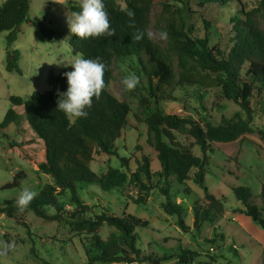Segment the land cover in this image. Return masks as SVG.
Returning <instances> with one entry per match:
<instances>
[{
    "label": "trees",
    "instance_id": "16d2710c",
    "mask_svg": "<svg viewBox=\"0 0 264 264\" xmlns=\"http://www.w3.org/2000/svg\"><path fill=\"white\" fill-rule=\"evenodd\" d=\"M30 3L31 0H4L0 5V33L8 32L7 39L13 41L21 24L29 22L44 39L53 40L57 34L49 22L29 18ZM104 4L110 26L115 29L114 36L81 39L72 34L68 39L73 53L88 59L99 58L106 65L105 88L100 98H93L91 107L86 109V118L72 122L56 110L59 94L67 89L63 73L71 70L70 65L58 74L48 72V89L32 92L29 100L10 96L14 106L23 107L27 122L42 140L43 159L36 166L51 177V182L39 189L26 209L44 222L57 223L78 235L85 256L82 264H161L166 258L136 246L135 228L146 226L145 221L132 214L116 216L105 207L96 212L99 205L84 201L79 186L95 183L102 190L119 188L135 204H146L156 190L165 199L163 210L176 215V223L184 232L190 227L182 218V205L173 202L172 196L190 193L187 180L191 179L204 192L202 200L192 206L195 228L204 221L213 223L224 212L222 200L208 191L204 177L215 142H230L253 132L254 106H259L264 115V0L252 8L241 0H127L124 7L117 0H104ZM192 5L202 11L195 15ZM232 5L236 11L223 20L217 41L210 45L208 28ZM125 7L134 11L132 18L121 11ZM207 10L214 14L211 22L204 16ZM198 20L203 24L202 36L196 35ZM150 27L161 36L167 33L164 46L152 35L134 39L137 31L147 34ZM127 57L135 60L137 72L146 85L144 93L136 92L140 114L135 113L133 118L145 124L147 143L159 163L156 171L151 170V159L138 145L132 153H139L132 158L134 170L129 167L130 158L119 154L118 141L134 123L128 103L116 97L108 85L114 77V64ZM16 61V52L9 53V71L19 72ZM190 85L218 88L240 111L220 124L165 112L162 103L171 97L176 86ZM18 119L19 115L8 109L2 125H18ZM259 133L264 139V132ZM194 148H198L199 155ZM96 154L118 157L120 167L110 166L105 174L95 173L90 162ZM18 179L20 174L14 175L3 188L18 186ZM232 191L242 204L240 211L264 229V184L259 194L260 206L251 203L249 187L239 185ZM15 200L0 203V213L12 217L19 212ZM103 224L112 227L105 239L98 234ZM198 255L196 251L183 249L177 262L191 263ZM44 264L55 263L44 260Z\"/></svg>",
    "mask_w": 264,
    "mask_h": 264
},
{
    "label": "rangeland",
    "instance_id": "374dc122",
    "mask_svg": "<svg viewBox=\"0 0 264 264\" xmlns=\"http://www.w3.org/2000/svg\"><path fill=\"white\" fill-rule=\"evenodd\" d=\"M3 1L0 0V5ZM241 1L249 8L259 2ZM117 2L124 7L127 0ZM79 3L80 0H31L29 18L44 19L50 23L57 34L51 41L44 39L29 22L21 24L13 41L7 39L8 32L0 33V203L17 199L26 188L37 193L44 184L51 182V177L39 171L36 166L43 159V142L27 122L23 107L14 106L10 96H19L27 101L32 92L47 90L48 72L58 74L67 62L71 63L80 56L79 53H73L68 44V39L72 36L69 21L72 13L79 10ZM174 4L179 3L174 1ZM191 9L196 12L195 15L202 11L194 5ZM159 10L157 8L156 11ZM235 11L236 8L232 5L224 9L214 21V14L210 10L205 11L206 19L212 21V27L208 28L210 45L217 41L218 27L223 20ZM195 28L196 35L202 36L201 20L195 21ZM149 33L164 46L165 39L163 38V42L154 27L149 28ZM11 52L17 54L19 72L7 69ZM114 68V77L108 88L116 97L128 103L134 123L118 141L119 154L130 158L129 167L134 170L132 158L138 157L139 153H132L138 145L151 159V170L156 171L159 163L155 159L153 148L147 143L145 124L138 123L133 118L135 113L140 114L135 95L137 91L144 93L146 85L143 76L137 72L136 62L131 57L117 62ZM128 74H135L139 78L137 87L132 91L125 90L121 83ZM162 107L167 113L212 124H220L240 111L233 101L221 95L218 88H201L197 85L176 86L171 97L162 103ZM259 108L254 106L253 132L245 133L230 142H215L211 164L204 180L208 191L222 200L224 212L217 215L213 223L204 221L199 228L193 226L192 206L195 201L202 200L204 192L191 179L186 181L189 194L176 193L172 196V201L183 207L182 218L190 227L188 232L177 225L176 215L165 213L162 207L165 199L156 190L151 192L146 204L133 203L119 188L102 190L95 183L79 186V193L87 203L99 205L96 212L105 207L116 216L132 214L145 221L146 226L135 228L136 246L145 252L166 258L161 264H264V229L240 211L242 204L232 191L233 187L247 186L251 192V203L261 205L259 194L264 184V139L259 131L264 132V115ZM8 109H13L19 115L18 125H2ZM179 139L184 141L183 136L179 135ZM194 152L200 154L198 148H194ZM110 166L120 167L118 157L96 154L90 162V168L99 175L105 174ZM16 174H20L19 185L3 188ZM111 230L112 227L103 224L98 234L105 239ZM183 249L196 251L199 255L191 263H178V255ZM44 260L55 264H82L85 256L78 235L57 223L44 222L28 209L19 211L12 217L0 213V264H44Z\"/></svg>",
    "mask_w": 264,
    "mask_h": 264
},
{
    "label": "clouds",
    "instance_id": "9594fccd",
    "mask_svg": "<svg viewBox=\"0 0 264 264\" xmlns=\"http://www.w3.org/2000/svg\"><path fill=\"white\" fill-rule=\"evenodd\" d=\"M121 11L129 18L134 16V11L127 7L122 8ZM69 27L70 32L81 39L115 35V29L110 26L109 14L105 9L104 0H80L79 10L72 13ZM145 35L151 37V33L145 34L137 31L134 39L141 40ZM166 37L167 33H162L161 38ZM69 65L71 70L63 73L66 77L67 89L59 94L56 110L75 122L76 119L87 117L86 109L91 107L93 98L97 100L100 98L105 88L106 65L99 58L88 59L83 55L75 58L71 63L67 62L64 66ZM121 83L125 90L132 91L137 87L139 78L135 74H128L123 77ZM36 195L35 191L27 188L22 190L15 200L16 207L20 211L25 210Z\"/></svg>",
    "mask_w": 264,
    "mask_h": 264
}]
</instances>
